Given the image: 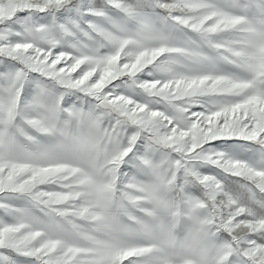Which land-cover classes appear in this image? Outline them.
<instances>
[{"label":"snow or ice","instance_id":"snow-or-ice-1","mask_svg":"<svg viewBox=\"0 0 264 264\" xmlns=\"http://www.w3.org/2000/svg\"><path fill=\"white\" fill-rule=\"evenodd\" d=\"M0 264H264V0H0Z\"/></svg>","mask_w":264,"mask_h":264}]
</instances>
